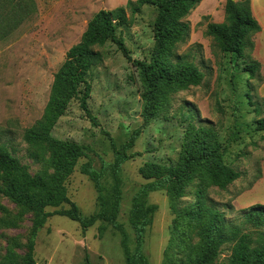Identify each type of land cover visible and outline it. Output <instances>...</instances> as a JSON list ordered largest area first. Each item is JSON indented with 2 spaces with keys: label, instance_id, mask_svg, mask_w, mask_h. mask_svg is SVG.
Instances as JSON below:
<instances>
[{
  "label": "rangeland",
  "instance_id": "rangeland-1",
  "mask_svg": "<svg viewBox=\"0 0 264 264\" xmlns=\"http://www.w3.org/2000/svg\"><path fill=\"white\" fill-rule=\"evenodd\" d=\"M32 1L34 10L0 39V145L8 148L18 165L36 175L51 174L53 169L30 158L23 137L25 130L42 116L54 74L68 49L79 42L92 16L100 10L124 7L128 0ZM225 2L201 0L186 17L189 37L173 49L170 62L174 64V56H178L181 63H192L202 73V81L184 90L162 87L165 101L145 128L140 129L144 103L139 72L108 42L98 49L103 55L101 63L87 75L91 85L87 107L95 125L80 109L79 102L73 100L51 131L57 140L90 148L64 181L67 197L81 216L90 217L99 211L97 194L80 167L90 163L95 171H100L102 165L107 166L101 185L104 195L109 196L113 186L108 169L113 162L112 144L119 148L135 130H141L127 152L131 158L122 164L119 173L122 183L117 222L128 236L129 249H133L135 237L128 223L131 200L152 181L139 170L147 164L175 167L192 134L201 127L212 129L224 164L241 176L225 190L206 185L196 174L182 188L181 196L171 197L165 190L150 193L147 204L156 206V210L143 244L149 264H163L166 258L175 264L184 258L186 245H198L199 238L191 225L178 217L190 207L204 201L206 206L224 212L229 221L239 224L241 210L264 205V135L255 130V121L264 118V42L257 50H247L248 58L260 64L253 78L243 72L242 60L216 48L205 34L206 26L223 22ZM152 10L144 7L129 26L117 30L131 60H150L154 46L149 24ZM254 38H250L253 45ZM32 223L30 213L0 195V264H7L4 256L8 250L14 251L22 264L31 241L35 264H126L120 235L106 222L99 220L82 231L77 222L53 216L35 235ZM230 248L222 247L215 264L227 263Z\"/></svg>",
  "mask_w": 264,
  "mask_h": 264
},
{
  "label": "trees",
  "instance_id": "trees-1",
  "mask_svg": "<svg viewBox=\"0 0 264 264\" xmlns=\"http://www.w3.org/2000/svg\"><path fill=\"white\" fill-rule=\"evenodd\" d=\"M200 2L128 0L124 7L100 10L88 21L79 42L68 49L63 63L53 76L41 118L25 130L23 137L30 158L51 167L53 172L30 174L25 167L17 164L5 145H0V195L32 215L33 235L53 216L77 222L82 231L100 220L118 231L126 264H149L143 254V244L145 231L156 210V206L147 204L150 193L165 190L171 197L181 196L182 188L196 174L203 178L206 185L220 190H225L239 179L241 174L224 164L223 153L220 152V145L212 129H197L186 143V151L178 165L167 168L147 164L139 170L145 179L152 181L142 186L132 197L128 223L134 232L135 244L133 249H129L128 236L117 222L121 201L120 169L131 158L127 152L139 137L140 129L148 125L152 115L165 101L161 88L184 90L198 86L202 81V73L192 63H181L178 56H174V64L170 62L173 49L188 39L190 26L185 19ZM144 7L153 9L149 14V24L154 46L148 63L131 60L123 41L116 34L119 28L129 26L133 17ZM33 10L32 0H0V39L6 37ZM260 31L258 22L252 16L249 0H226L223 22L207 24L205 34L220 52L235 55L242 60L243 72L253 78L260 64L250 60L246 54L247 50L251 51L254 47L250 38ZM108 42L114 44L139 72L143 84V124L119 148L112 144L113 162L108 169L113 186L109 196L104 195L101 185L107 166L102 165L100 171H95L90 163L80 167L81 174L87 176L93 184L99 206L97 213L83 217L78 207L67 197L64 181L74 171L77 161L90 152V148L57 140L51 136V131L73 100L79 102L80 109L95 125V118L87 107L91 92L87 75L101 63L103 55L98 49ZM258 113V109H255V115ZM255 123V130L264 135V118L257 119ZM63 205H67L68 209H61ZM48 209L54 210L49 212ZM178 217L191 225L199 243L196 247L186 245L184 258L175 264H215L225 245L231 248L227 263L224 264H264V205L257 204L241 210L238 214L239 224L229 221L224 212L206 206L204 201L183 211ZM33 248L34 243L31 241L22 264H35ZM4 261L7 264H21L12 250L7 251ZM163 264L171 262L166 258Z\"/></svg>",
  "mask_w": 264,
  "mask_h": 264
},
{
  "label": "crops",
  "instance_id": "crops-1",
  "mask_svg": "<svg viewBox=\"0 0 264 264\" xmlns=\"http://www.w3.org/2000/svg\"><path fill=\"white\" fill-rule=\"evenodd\" d=\"M250 10L254 19L258 22L261 31L254 35V50L258 49V46L264 42V0H249Z\"/></svg>",
  "mask_w": 264,
  "mask_h": 264
}]
</instances>
